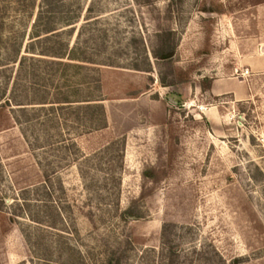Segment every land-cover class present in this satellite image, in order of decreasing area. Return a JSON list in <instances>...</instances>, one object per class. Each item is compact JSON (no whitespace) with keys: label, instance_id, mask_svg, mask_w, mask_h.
<instances>
[{"label":"rangeland","instance_id":"1","mask_svg":"<svg viewBox=\"0 0 264 264\" xmlns=\"http://www.w3.org/2000/svg\"><path fill=\"white\" fill-rule=\"evenodd\" d=\"M0 264H264V0H0Z\"/></svg>","mask_w":264,"mask_h":264},{"label":"trees","instance_id":"2","mask_svg":"<svg viewBox=\"0 0 264 264\" xmlns=\"http://www.w3.org/2000/svg\"><path fill=\"white\" fill-rule=\"evenodd\" d=\"M46 31L49 32L50 30L47 29ZM175 48H176L175 46H169V47L163 46L160 50L155 51V56L162 58V59L172 58L175 54ZM59 102H70V101L68 100V101H59ZM95 106L102 109L103 118L105 119L104 108L102 106H100L99 104L95 105Z\"/></svg>","mask_w":264,"mask_h":264},{"label":"built area","instance_id":"3","mask_svg":"<svg viewBox=\"0 0 264 264\" xmlns=\"http://www.w3.org/2000/svg\"><path fill=\"white\" fill-rule=\"evenodd\" d=\"M247 73H248V70H246L245 74H247Z\"/></svg>","mask_w":264,"mask_h":264}]
</instances>
